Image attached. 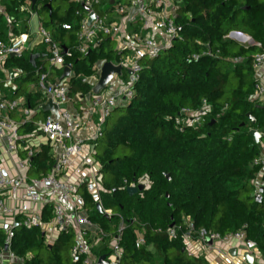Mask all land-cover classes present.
Masks as SVG:
<instances>
[{"label": "trees", "instance_id": "obj_1", "mask_svg": "<svg viewBox=\"0 0 264 264\" xmlns=\"http://www.w3.org/2000/svg\"><path fill=\"white\" fill-rule=\"evenodd\" d=\"M20 1L4 0L8 12L17 13ZM54 1L42 0L38 13L54 38L71 50L76 43L77 6L65 0L61 12L59 7L54 8ZM184 4L180 11L189 16L179 19L184 24L182 37L158 57L143 62L134 98L127 105L117 106L106 121L104 134L108 139L101 154L96 147L102 137L95 141L102 178L111 175V181L104 182L101 202L112 214L99 211L85 185L81 187L90 219L105 233L103 245L94 249L98 256L109 254L108 242L124 222L119 240L123 264H208L203 257L187 251L183 237L187 216L196 229L222 235L244 228L246 237L264 256V191L257 201L253 183L262 169L254 164L261 147L251 134L252 129L264 133V104L250 99L256 84L253 57L257 48L228 37L232 30H240L254 41L264 42V1L184 0ZM45 11L48 16L44 17ZM65 23L73 25L72 29L64 28ZM5 28L0 15V35L5 34ZM112 42V38H105L90 53L64 54L65 64L71 65L73 73L71 97L91 92L86 78L94 73V64L119 60L122 51L105 49ZM207 46L211 55L192 58ZM35 53L39 56L33 61L30 57L23 59V55L7 60V65L15 64L23 70L16 79L21 86L35 83L36 69L44 63L45 48ZM237 56L244 61L234 64L231 58ZM62 73V69L54 72L59 78ZM0 84L6 92L11 91L3 81ZM26 95L31 107L44 101L34 88ZM204 99L211 110L200 124L179 122L182 108L198 109ZM119 109L123 113L108 127L109 119ZM38 114L21 126L22 132L36 129ZM120 147L127 152L117 155ZM31 163L29 174L34 178L49 174L55 165L51 147L42 144ZM144 177L150 185L130 195L129 184ZM262 182L264 186V173ZM244 192L247 195L242 197ZM52 217L51 207L45 205L43 220ZM172 223L180 227L175 237L169 235ZM138 233L145 238L142 245L137 244ZM74 239L71 227L47 242L41 226H20L12 240L18 261L10 264H84L83 259L76 261L71 256ZM5 240L0 228V250Z\"/></svg>", "mask_w": 264, "mask_h": 264}, {"label": "built area", "instance_id": "obj_2", "mask_svg": "<svg viewBox=\"0 0 264 264\" xmlns=\"http://www.w3.org/2000/svg\"><path fill=\"white\" fill-rule=\"evenodd\" d=\"M70 1L77 6L75 12L79 18L76 43L71 50L64 52L60 42L43 25L38 13L42 0H36L34 4L32 0L20 1L15 14L9 13L4 0H0V15L6 26L5 34L0 35V83L3 81L11 91L15 90L13 82L22 75L23 70L18 66L9 67L7 60L22 56L25 51L33 54L40 46L45 48L44 63L36 69V81L32 84V89L38 91L44 99L41 104L31 107L27 103L26 94L11 96L0 84V228L6 237L5 245L0 250V264L18 261L12 251V240L16 228L20 226H41L47 242L54 240L61 230L71 227L75 232L72 258L76 261L83 259L84 264H98L99 256L93 253L94 246L103 245L105 233L90 219L81 187L85 185L96 205H101V211L111 215L112 210L104 209L101 202V192L105 188L103 182L99 181L102 177L101 164L94 159L95 141L103 137L106 121L112 111L117 106L129 104L134 98L143 62L171 48L175 40L182 37L184 30V24L179 20L181 16L174 14L180 11V7L175 5L184 0ZM16 14L23 17L17 18ZM63 26L71 30L73 25L65 23ZM228 37L231 38L229 34ZM105 38L119 42L118 50L122 51L119 60L112 61L122 66L123 75L116 74L114 77L120 79L119 84L108 94H104L103 90L99 94L91 91L85 96L77 94L71 97L72 69L70 76L63 79L54 74L55 70H63L66 65L64 54H87ZM243 41L257 48L253 57L256 84L250 99L264 104V42L254 41L251 37ZM11 54L19 56L11 57ZM123 54L128 55V60L123 59ZM202 55H211L209 46L192 58L197 60ZM231 60L239 64L244 61V57L237 56ZM104 61L94 64V73L86 78L92 87L99 79ZM124 75L126 79H122ZM86 98L87 104L84 101ZM48 100L58 106V115L52 111L47 112L46 117L36 122L34 131L22 132L21 126L31 121L36 113H42V106ZM70 105L74 107L70 108ZM210 110L211 105L204 99L198 109L182 108L179 122L183 125L200 124ZM42 144L51 147L55 165L42 178L30 179L28 173L32 167V157ZM260 147V154L254 160L255 165L262 166L253 181L256 193L263 185L264 143L261 142ZM138 184L149 186L150 181L144 177L129 186ZM45 205L51 207L53 217L50 221L43 220ZM185 223L187 230L183 237L190 255L198 256L191 251L197 240L207 248H213L215 252L231 258L232 264H257V259L264 261L257 245L248 246L244 228L222 235L204 228L196 229L190 216L185 218ZM124 228L125 224L121 221L116 234L108 242L109 254L106 260L110 264H123L119 240ZM178 229L180 227L172 226L169 235L175 237ZM144 243V236L138 233L137 244ZM231 249L236 250L235 255L231 254ZM246 251L254 254L253 263L246 260Z\"/></svg>", "mask_w": 264, "mask_h": 264}, {"label": "water", "instance_id": "obj_3", "mask_svg": "<svg viewBox=\"0 0 264 264\" xmlns=\"http://www.w3.org/2000/svg\"><path fill=\"white\" fill-rule=\"evenodd\" d=\"M32 2L34 4L36 2V0H32ZM48 8L51 9V4H48ZM91 15L93 16V13ZM229 36L233 39H236L237 41H242V40H246V39L250 38V36L248 34L243 33L239 30H232L229 33ZM66 50H67V48L64 47V52H66ZM88 53H90V51ZM15 56H19V54H11V57H15ZM38 56H39V54H37V53L31 54V56H30L31 61H33ZM71 69H72V67L70 64L65 65L63 68V73L61 75V79L69 77ZM116 74L119 76L123 75L122 66L121 65H115L112 61H104L102 64V67H101L99 79L91 89L92 93H94V94L101 93L105 88L108 87L109 83L114 79ZM41 111H42V113H47V112L52 111L56 115H58V106L55 103H53L52 100H48L45 104H43ZM251 116H252L251 113H248V117H251ZM251 134L253 135L256 143H259L260 139L262 137H264V134L257 129H252ZM167 177L170 179L169 175H167ZM143 189H144L143 184H138L137 186H128L127 187V191L130 195L135 194V193H137ZM263 191H264V186L262 185L259 188L258 193H256V200L257 201H261ZM97 208L99 211L102 210L101 205L99 203L97 204ZM173 225H174V223L171 224V226H173ZM246 242H247L249 247L256 246V243L251 241L248 238L246 239ZM210 243H212V241H210ZM231 254L235 255L236 250L231 249ZM244 256L249 263H253L254 254L252 252L246 251V252H244ZM106 257H107L106 254L99 256L98 263L99 264H102V263L103 264H110L109 261L106 260Z\"/></svg>", "mask_w": 264, "mask_h": 264}, {"label": "rangeland", "instance_id": "obj_4", "mask_svg": "<svg viewBox=\"0 0 264 264\" xmlns=\"http://www.w3.org/2000/svg\"><path fill=\"white\" fill-rule=\"evenodd\" d=\"M261 1H264V0H261ZM65 5H66V1L65 0H55L54 2H53V6H54V8H58L59 7V9H60V11L62 12L63 10H64V8H65ZM185 4H184V1H181V2H179V3H177L175 6H177V7H183ZM175 15L176 14H178L179 16H181V17H183V18H187L188 16H189V14H187V13H182L181 11H179V13H174ZM44 17L45 16H48V12H44L43 14H42ZM16 17L17 18H21V17H23V15H21V14H16ZM41 17V16H40ZM182 22H183V20H182ZM240 31V30H239ZM242 32V31H241ZM241 44H243V45H247L248 44V42H246V41H241L240 42ZM44 48V46H40V47H38L37 48V51H39V50H41V49H43ZM119 48V42H117V41H113L109 46H107L105 49L106 50H117ZM30 55H31V53L29 52V51H25L24 52V54H23V56H24V58L23 59H29V57H30ZM123 59L124 60H128V55L127 54H123ZM8 66L9 67H16V65L15 64H8ZM122 79H126V75H124V77L122 78ZM119 80L120 79H118V78H116V79H114L113 81H112V84H110V86L109 87H107V88H105L104 89V94H108V93H110L112 90H114L116 87H117V85L119 84ZM34 82H25L22 86H21V83H20V80H15L14 82H13V87H14V89H18L16 92H14V91H8V93H9V95H11V96H17V97H20V96H22V95H24V94H26V93H28L30 90H31V88H32V84H33ZM85 102H86V104H87V98L84 100ZM85 104V103H84ZM74 107V105H70V108H73ZM123 113V111L122 110H116L114 113H113V116L109 119V124H108V127H111V125H112V122H114L121 114ZM46 115H47V113H39L36 117H35V120H36V122H39V121H41L42 119H43V117H46ZM105 126H106V124H105ZM107 139H108V136L107 135H103V137L98 141V144H97V147H96V152L98 153V154H101L102 153V151H103V148H104V144H105V141H107ZM262 142L264 143V137H262ZM125 152H127V149L126 148H123V147H120L118 150H117V155H120V154H122V153H125ZM96 154L94 155V159H96ZM28 176H29V178L31 179L32 177H33V175L32 174H29L28 173ZM99 181L100 182H103V184H104V182H109V181H111V175L110 174H107L106 175V177L105 178H99ZM242 195V197H245L246 195H247V193L246 192H244V193H242L241 194ZM101 245L100 244H96L95 246H94V248H99ZM93 253H96L95 251H93ZM257 264H264V261L262 262L260 259H257Z\"/></svg>", "mask_w": 264, "mask_h": 264}, {"label": "crops", "instance_id": "obj_5", "mask_svg": "<svg viewBox=\"0 0 264 264\" xmlns=\"http://www.w3.org/2000/svg\"><path fill=\"white\" fill-rule=\"evenodd\" d=\"M261 142H262V138L260 139L259 143L261 144ZM194 242H195L194 247L191 249V251L198 254V256L203 257L208 264H232L231 258H229L228 256L215 252L213 248L211 249L207 248L205 244L197 240H195ZM209 245H211L210 242Z\"/></svg>", "mask_w": 264, "mask_h": 264}]
</instances>
